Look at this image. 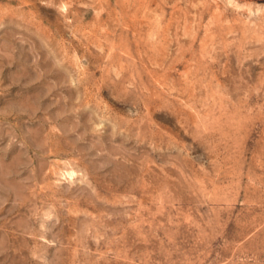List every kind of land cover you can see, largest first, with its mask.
I'll list each match as a JSON object with an SVG mask.
<instances>
[{"label":"rangeland","instance_id":"374dc122","mask_svg":"<svg viewBox=\"0 0 264 264\" xmlns=\"http://www.w3.org/2000/svg\"><path fill=\"white\" fill-rule=\"evenodd\" d=\"M0 264H264V0H0Z\"/></svg>","mask_w":264,"mask_h":264}]
</instances>
